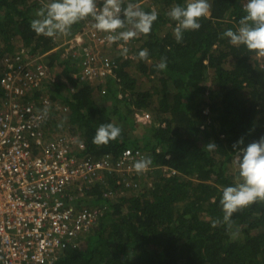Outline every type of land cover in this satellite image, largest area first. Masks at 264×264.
Instances as JSON below:
<instances>
[{
    "label": "trees",
    "instance_id": "obj_1",
    "mask_svg": "<svg viewBox=\"0 0 264 264\" xmlns=\"http://www.w3.org/2000/svg\"><path fill=\"white\" fill-rule=\"evenodd\" d=\"M184 2L138 0L145 11L159 13L151 32L130 39L126 51L115 45L113 75L90 81L74 79L77 59L53 50L61 44L56 39L68 40L93 25L91 18L68 35L49 38L30 28L45 0H0V82L2 59L22 46L47 54L56 77L46 87L54 103L46 137L60 135L56 131L76 135L84 144L82 157L109 155L115 161L131 149L152 161L134 176L104 173L81 195L76 188L69 192L70 205L101 208L103 216L80 247H66L55 264H264V202L235 213L231 228L212 226L223 215L222 188L238 177L232 143L264 135V56L222 36L238 24L246 0H209L201 28L177 42L166 12ZM143 49L148 55L140 58ZM162 59L167 67L158 70ZM102 123L121 133L98 145L93 137ZM210 140L218 145L212 151L204 147Z\"/></svg>",
    "mask_w": 264,
    "mask_h": 264
},
{
    "label": "built area",
    "instance_id": "obj_2",
    "mask_svg": "<svg viewBox=\"0 0 264 264\" xmlns=\"http://www.w3.org/2000/svg\"><path fill=\"white\" fill-rule=\"evenodd\" d=\"M129 42H108L105 33L86 25L56 49L63 50V59H77L79 72L72 75L74 79L95 81L113 75L118 65L100 56L92 43L120 44L128 50ZM46 55L32 54L22 46L1 62L0 264H55L66 247L78 249L82 236L97 227L103 210L70 205L69 192L76 188L81 195L86 187L102 182L104 173L134 176V162L144 158L131 149L115 161L109 155L82 157L78 151L84 144L74 151L68 132L46 137L54 107L46 87L56 82ZM57 110L68 108L57 104Z\"/></svg>",
    "mask_w": 264,
    "mask_h": 264
},
{
    "label": "clouds",
    "instance_id": "obj_3",
    "mask_svg": "<svg viewBox=\"0 0 264 264\" xmlns=\"http://www.w3.org/2000/svg\"><path fill=\"white\" fill-rule=\"evenodd\" d=\"M210 8L209 0H185L182 4L172 5L166 15L175 22L173 33L176 41H181L186 31L200 29L201 19L207 18ZM243 11L238 24L225 29L222 36L228 38L232 45H243L249 52L264 56V0H246ZM158 16L155 9L145 11L138 0H127L126 4L123 0H45L35 11L30 28L37 35L52 38L68 35L74 25L91 18L93 28L105 33L108 42H127L140 34L148 35ZM138 55L145 58L148 52L143 49ZM166 67V59L156 65L158 70ZM120 133V127L102 123L96 129L93 143L107 144ZM217 146L214 140L204 145L209 151ZM231 148L235 154L238 177L235 183L222 188L219 203L223 215L213 221V227L224 224L231 228L235 213L252 204L264 202V135L248 143L241 136L232 143ZM151 163L150 158H142L135 161L133 167L140 173Z\"/></svg>",
    "mask_w": 264,
    "mask_h": 264
},
{
    "label": "rangeland",
    "instance_id": "obj_4",
    "mask_svg": "<svg viewBox=\"0 0 264 264\" xmlns=\"http://www.w3.org/2000/svg\"><path fill=\"white\" fill-rule=\"evenodd\" d=\"M210 14V12H209ZM90 27H93L92 25ZM67 40V38H65L64 36L62 38H59V39H56V41H60L59 43H62L63 41ZM92 45L94 46V48H96L98 54L100 56H102L104 59H112V57L114 56L115 54V51H114V45L112 44H109V45H106V46H100V45H95L94 43H92ZM54 131V130H52ZM55 134H60V132L56 131ZM70 137L72 138V147H73V150L76 151L79 147V143H81L80 139L74 135V134H70ZM59 136V135H58Z\"/></svg>",
    "mask_w": 264,
    "mask_h": 264
},
{
    "label": "crops",
    "instance_id": "obj_5",
    "mask_svg": "<svg viewBox=\"0 0 264 264\" xmlns=\"http://www.w3.org/2000/svg\"><path fill=\"white\" fill-rule=\"evenodd\" d=\"M59 45H60V44H59ZM53 51H60V52H62L63 50H62V49H58V50H57V49L55 48ZM53 75H54V74H53Z\"/></svg>",
    "mask_w": 264,
    "mask_h": 264
}]
</instances>
